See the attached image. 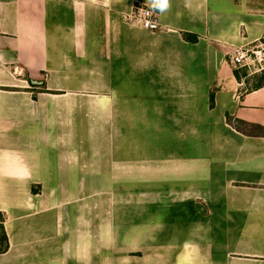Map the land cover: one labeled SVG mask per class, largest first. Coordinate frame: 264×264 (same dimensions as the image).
<instances>
[{
  "label": "crops",
  "instance_id": "obj_1",
  "mask_svg": "<svg viewBox=\"0 0 264 264\" xmlns=\"http://www.w3.org/2000/svg\"><path fill=\"white\" fill-rule=\"evenodd\" d=\"M262 40L264 0H0V264H264Z\"/></svg>",
  "mask_w": 264,
  "mask_h": 264
},
{
  "label": "built area",
  "instance_id": "obj_2",
  "mask_svg": "<svg viewBox=\"0 0 264 264\" xmlns=\"http://www.w3.org/2000/svg\"><path fill=\"white\" fill-rule=\"evenodd\" d=\"M123 19L148 31H155L160 27L158 10L141 4L134 5L129 13L123 15ZM227 62L233 70L247 68L250 71L254 68L255 72L264 73V41H258L247 48H233L227 54Z\"/></svg>",
  "mask_w": 264,
  "mask_h": 264
},
{
  "label": "rangeland",
  "instance_id": "obj_3",
  "mask_svg": "<svg viewBox=\"0 0 264 264\" xmlns=\"http://www.w3.org/2000/svg\"><path fill=\"white\" fill-rule=\"evenodd\" d=\"M234 71H235V74L238 76V78H240V80L246 81V80H250L251 78H254L255 80H257L256 82H254V81L249 82L250 86L257 85V83H259V76H261V74H262L261 72H255L254 68H251L250 71L247 68H240V69L234 70ZM250 86L247 85V87H250Z\"/></svg>",
  "mask_w": 264,
  "mask_h": 264
},
{
  "label": "trees",
  "instance_id": "obj_4",
  "mask_svg": "<svg viewBox=\"0 0 264 264\" xmlns=\"http://www.w3.org/2000/svg\"><path fill=\"white\" fill-rule=\"evenodd\" d=\"M186 38L188 40L192 41V42L197 40V37L193 36V35L190 36V37L186 36ZM263 78H264V76H263ZM227 121L229 123H231V120H230V118L228 116H227ZM0 221H1V223H0V251H1V250H3L6 247V243H5L6 242V238H5L4 233L2 232L3 229H2V215L1 214H0Z\"/></svg>",
  "mask_w": 264,
  "mask_h": 264
}]
</instances>
